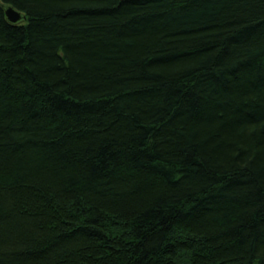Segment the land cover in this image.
I'll return each mask as SVG.
<instances>
[{"label": "trees", "instance_id": "16d2710c", "mask_svg": "<svg viewBox=\"0 0 264 264\" xmlns=\"http://www.w3.org/2000/svg\"><path fill=\"white\" fill-rule=\"evenodd\" d=\"M0 264H264V0H2Z\"/></svg>", "mask_w": 264, "mask_h": 264}, {"label": "water", "instance_id": "95a60500", "mask_svg": "<svg viewBox=\"0 0 264 264\" xmlns=\"http://www.w3.org/2000/svg\"><path fill=\"white\" fill-rule=\"evenodd\" d=\"M2 3V0H0ZM5 16L7 20L13 24L19 23L26 18L25 14H23L18 9L14 8L11 4L3 3Z\"/></svg>", "mask_w": 264, "mask_h": 264}]
</instances>
